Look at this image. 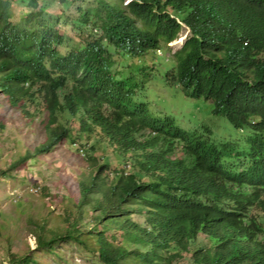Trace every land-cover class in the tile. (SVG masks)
Returning a JSON list of instances; mask_svg holds the SVG:
<instances>
[{
    "label": "trees",
    "instance_id": "16d2710c",
    "mask_svg": "<svg viewBox=\"0 0 264 264\" xmlns=\"http://www.w3.org/2000/svg\"><path fill=\"white\" fill-rule=\"evenodd\" d=\"M16 1L0 0V104L28 126L40 118L45 139L10 168L66 142L88 163L65 209L72 220L51 237L40 225L38 247L73 240L104 264H264V0H92L101 33L90 28L65 53L58 24L11 20ZM183 25L167 82L211 100L214 115L249 131L245 144L153 115L134 100L135 76L114 71L115 54H156Z\"/></svg>",
    "mask_w": 264,
    "mask_h": 264
},
{
    "label": "rangeland",
    "instance_id": "374dc122",
    "mask_svg": "<svg viewBox=\"0 0 264 264\" xmlns=\"http://www.w3.org/2000/svg\"><path fill=\"white\" fill-rule=\"evenodd\" d=\"M129 0L125 1V5ZM92 0H18L12 4L11 20L30 27L58 24L65 35L60 49L63 53L79 47L80 43L96 24ZM79 8L82 10L79 11ZM91 9V26L82 22V13ZM189 29L183 25L178 37L155 54L133 58L130 55L115 54L114 71L119 78L134 75L139 82L135 102H146L155 116L168 114L177 124L188 131H199L204 127L212 129V140L216 143L232 142L245 144L249 135L247 129L235 128L224 116L213 114L214 103L205 98H191L185 95L179 84H169L166 74L176 60L175 52L180 49ZM146 73L144 76V70ZM0 115L6 118L0 128V264H10L11 255H30L38 264H104L73 240L61 241L47 248L38 247L40 225L46 224L48 237L63 231L64 221L72 216L66 214V207L72 205L76 186L86 168V156L78 151L79 145L66 142L65 146L41 154L39 160L30 159L23 165L10 168L19 161L29 147L42 143L45 134L38 124L28 126L20 121L16 112L4 104ZM89 146V145H88ZM75 187L65 189V184ZM61 193L66 199L60 198ZM67 193L69 194L68 198ZM72 193V194H71ZM58 198V199H57ZM87 219L85 225H89ZM51 249V250H50Z\"/></svg>",
    "mask_w": 264,
    "mask_h": 264
},
{
    "label": "clouds",
    "instance_id": "9594fccd",
    "mask_svg": "<svg viewBox=\"0 0 264 264\" xmlns=\"http://www.w3.org/2000/svg\"><path fill=\"white\" fill-rule=\"evenodd\" d=\"M184 43V42H183Z\"/></svg>",
    "mask_w": 264,
    "mask_h": 264
}]
</instances>
